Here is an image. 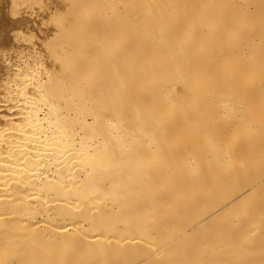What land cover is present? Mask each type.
<instances>
[{"label":"bare ground","instance_id":"obj_1","mask_svg":"<svg viewBox=\"0 0 264 264\" xmlns=\"http://www.w3.org/2000/svg\"><path fill=\"white\" fill-rule=\"evenodd\" d=\"M261 2L0 0V120L4 53L34 32L115 153L94 178L5 153L0 261L264 264Z\"/></svg>","mask_w":264,"mask_h":264},{"label":"snow or ice","instance_id":"obj_2","mask_svg":"<svg viewBox=\"0 0 264 264\" xmlns=\"http://www.w3.org/2000/svg\"><path fill=\"white\" fill-rule=\"evenodd\" d=\"M39 7L43 11L45 6ZM16 8L14 4L13 17ZM261 9L264 29V0ZM15 37L17 44L30 47L26 52L4 53L9 75L4 82L3 110L13 115L0 120L4 125L0 128V159L6 153L8 160L22 161L25 171L31 166L40 176L45 172L55 175L51 170L56 168L57 172L67 169L72 178L77 173L94 178L102 171L104 160L115 157L98 115L84 108L69 88L65 79L69 66L56 55L52 41L40 37L38 43L34 32H18ZM49 55L56 60L55 67L46 63ZM250 189L254 192L255 185Z\"/></svg>","mask_w":264,"mask_h":264}]
</instances>
